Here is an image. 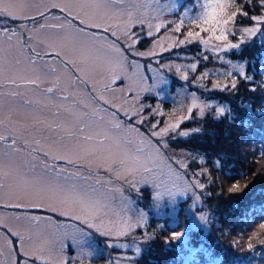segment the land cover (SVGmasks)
<instances>
[{
    "label": "snow or ice",
    "instance_id": "1",
    "mask_svg": "<svg viewBox=\"0 0 264 264\" xmlns=\"http://www.w3.org/2000/svg\"><path fill=\"white\" fill-rule=\"evenodd\" d=\"M247 3L249 9L255 5L252 14L237 6L235 0H192V6L176 23L163 19V12L173 11L174 6L163 5L160 0H0V202L7 195L6 206L11 208L48 205L52 211H60L61 215L70 216L109 238L107 247L132 250L133 255L117 256L114 260L109 259L108 264H121L122 261L133 264L146 249L135 237L131 243L121 242V238L129 237L146 223V217L143 212H137L135 218L130 214L132 209L123 197L124 189L119 181L137 192L141 185H151L156 189L155 199L162 201L167 196L172 211L177 213V195L191 192L195 200L185 211L195 207L200 200L196 189L206 187L199 177L209 174L201 169L193 170L189 176L190 165L183 159H175L161 168L160 147H168L165 138L176 133L182 123L193 119L194 109L199 110L198 115L202 118L205 109H211L213 105L205 104L193 92L186 114L175 121L168 114L167 123L160 127L157 120L147 135L136 127L126 126L117 111H110L105 105L123 112L126 117H138L140 124L146 119L145 108L154 115H165L159 105L152 107L141 103V94L154 92L159 95L157 89L167 82L161 70L171 72L175 68L180 79L188 81V70L195 73L201 68L199 60L187 65H173L161 63L157 57L193 43L202 46L201 52H211L231 67L220 73L225 80L209 81L211 88L201 83L209 71H201L193 81L197 87L205 92L227 91L238 95V84L243 80L249 85L248 91L255 93L259 89L264 96V71L257 73L254 66L247 71V61L232 63L220 55L241 47L240 43L229 40V35L236 34L233 29L238 15L256 22L254 27L240 31L249 40L255 38L264 46L261 28L264 14H260L264 13V0H247ZM29 9L35 10L33 15L26 14ZM53 9L63 15L51 14ZM38 18H42L43 23H39ZM185 18L189 27L183 38L177 35L167 45L157 39L150 49L135 50L141 39L152 38L162 28L167 29L169 23L174 24L173 33H181ZM15 20L23 23L18 28L13 27L9 21ZM86 27L102 29L116 39L109 40L105 35L85 31ZM134 28L137 30L133 31ZM42 31L51 32V39L38 40ZM204 33L206 37L202 35ZM240 39L243 43L245 37L242 35ZM117 41L133 55L155 59L159 65L152 69L156 83L148 84L147 77L139 72L129 76L127 66L132 62L127 60L125 49ZM69 45L73 55L65 51ZM202 59L207 62L209 56L203 55ZM89 64L106 69L102 87L88 79L86 67ZM134 66L142 67L138 63ZM182 68L188 70L181 71ZM257 74L261 77L260 82L256 80ZM121 79H127L129 83L123 88H113ZM45 83L51 86L44 87ZM87 83L93 84L91 90L81 87ZM109 92L134 95L131 99L122 97L118 103L109 98ZM179 103L184 106L183 98ZM240 108L241 111L236 112L227 105L218 106L213 118L226 117L230 122H236L241 113L251 116L247 101H242ZM256 112L264 116V110L257 109ZM14 115L23 117V122L13 119ZM243 122L250 123L247 119ZM189 135L188 131H179L181 137ZM152 138L158 140L153 142ZM259 152L264 156V147ZM192 160L198 166L204 163L197 157ZM213 163L218 170L222 169L219 159ZM239 190L238 183L229 189L231 192ZM117 194L121 197L119 210ZM10 220L23 221L27 227L25 230L14 229ZM199 220L207 223V214H201ZM253 224H258V230L248 237L245 247L254 255L258 253L259 264H264V214L259 218L255 212L250 214L245 226ZM0 227L7 229L6 233L0 232V264H84L82 257L85 254L88 257L94 255L92 250L83 247L89 233L79 225L72 226L71 233H62L56 231L61 226L50 218L23 213L12 214L7 219L0 217ZM185 236V231L173 230L171 241H182ZM10 237L16 238L18 247L13 245ZM69 238L80 250L74 260L64 255ZM253 241H256L255 245Z\"/></svg>",
    "mask_w": 264,
    "mask_h": 264
},
{
    "label": "rangeland",
    "instance_id": "2",
    "mask_svg": "<svg viewBox=\"0 0 264 264\" xmlns=\"http://www.w3.org/2000/svg\"><path fill=\"white\" fill-rule=\"evenodd\" d=\"M160 3L163 5H168L173 7V11L165 10L163 12V19L168 22H176L178 23L181 18L184 17V12L188 11L192 6V0H160ZM235 4L237 6L243 7L244 10H249L250 14L255 11V5L252 6V9H249V5L247 0H235ZM34 9H29L26 14L33 15ZM54 15H63L58 9H53L52 13ZM191 14V13H190ZM264 14V13H260ZM31 23V22H30ZM39 23H43L42 18L39 19ZM39 23H37L36 27H39ZM73 23L79 25L78 21L73 20ZM254 21H250L247 18L238 15L235 21V35H229V40L233 43H240L241 47L239 49H233L229 52H222L220 55H223L226 60H231L232 63H243L247 61L245 64L246 70L251 71L253 66L255 70L258 68L257 73L264 71V60L254 63L251 60L250 55H255L258 51L259 53H264V46H261L257 39L249 40L247 35L242 33L240 30L245 27H254ZM19 26H17L18 28ZM174 27L173 23L168 24L167 29H161L160 33L156 34L152 38L141 39V42L136 45V51H146L152 47L154 42L159 39L165 45L171 43V40L175 36H179L183 38V35L186 34L188 30V21L185 18L184 29L181 33L175 34L172 31ZM262 31H264V25H261ZM96 29V28H95ZM92 29L85 28V31L98 33L100 35H105L109 40H115V37H112L110 33L103 32L102 29ZM102 30V31H101ZM137 29H133L136 31ZM26 35V34H25ZM52 33L49 31H42L39 33L38 40H50L52 37ZM205 37L206 33L202 34ZM244 36V42L241 43V36ZM122 49H125V46L122 42L117 41ZM201 45L198 43H193L186 45L184 47L178 49H172L169 52L163 53L162 56L157 57L160 59L161 63H172L173 65H187L190 63H195L198 60L200 61L201 68L197 70V72L193 73L191 70L186 68H182L181 71L188 70L189 71V79L188 81H184L180 79L179 75L176 74L175 68L171 72L167 70H161L163 75L167 78V82L163 84L162 87L157 89L159 95L154 92L142 93L140 102L145 105H150L155 107L159 105L160 110L165 113V115H154L149 108H145L143 115L146 117L143 124L138 122V117H126L123 112H119L116 109L110 108V111H117L119 119L126 125L131 127H136L140 130V132L147 135L149 131H151V125L155 123L157 120L160 121V127H163L165 123L168 121V114L172 115L173 121H175L179 116L186 114V108L191 103V93H195L197 97L204 102L205 104H212L213 107L211 109H205V116L199 117L198 109H194L193 111V119L187 120L181 124V128L177 130L176 133H170L165 139L168 143V147H160V157H159V165L161 168L164 167L166 163H172L175 159H183L188 163L189 160V152L182 146L183 143L190 135L198 132L197 129L201 128L200 122L206 119V116L215 115V109L218 106L229 104L224 102H219L217 97L211 96L208 98L203 97L201 94L205 95H213L215 94L213 91L205 92L203 89L197 87L193 81L200 75L201 71H209V75L204 77L201 83L205 84L206 87L211 88V82H215L216 79H223L224 77L220 75V73L224 71L231 70L229 64L222 63L218 60V58L211 52H201ZM254 48V54H249L247 49ZM251 50V49H250ZM65 51L68 55H73V49L71 46H66ZM208 55L209 60L207 62L203 61L202 56ZM125 56L130 63L127 66V72L129 76H134L137 72L144 74L147 77L148 84L156 83L155 74L153 73V68H159V65L156 64L155 59L150 57H140L138 55H133L127 49H125ZM251 57V58H248ZM50 59V57H46ZM140 64L142 67L137 69L134 64ZM257 66V67H256ZM86 71L88 74V79L96 82L98 85H101V82L105 80L107 75L106 69H101L93 64H89L86 67ZM199 72V73H198ZM214 78V79H213ZM225 79V78H224ZM256 80L258 82L261 81V77L259 74L256 75ZM129 83L127 79H121L117 81L113 88H123ZM44 87L51 86L50 83H45ZM93 84L87 83L86 86L82 85L81 87H86L87 90H91ZM220 92V91H219ZM109 98L114 99L116 102H121L122 97H127L131 99L132 95L129 93L121 94L119 92H109L107 94ZM183 98V107L179 103L180 99ZM166 101H168V105H165ZM103 104V102H100ZM264 106V102L262 103ZM258 106V107H262ZM230 108V107H229ZM257 108V107H254ZM255 117V121L260 130H264V117L257 115L255 111L253 112ZM13 119H19L23 122V117L21 116H13ZM188 122V123H186ZM258 130V129H257ZM179 131H188L190 133L187 137L179 136ZM251 129H241V135L248 141L242 142L243 146L246 149H249V154L251 153L252 145L249 142L247 136L250 135ZM130 137L135 138L134 134L129 133ZM153 142H156L158 138H152ZM259 168V173H257V177L264 178V170L261 171V167L264 166V161H259L257 164ZM257 170V169H256ZM192 173V170H191ZM104 171L101 170V175H104ZM191 176L190 173H188ZM119 184L123 187V197L127 198L130 203L132 214L135 218L137 212H143L146 217V223H144L140 228L135 229L134 232L129 237L121 238V242H132V237H135L137 241L141 242V247L145 248L141 255V257L136 258L133 261V264H215L209 263V261L214 256L215 245H212L211 252H206L203 243L204 231L209 232L211 230V207L205 203L204 201V193L205 189H196L197 195L200 196V200L196 203L195 207H192L190 211H185L189 209V206L194 203L195 197L192 196V193L189 192L187 195H177L176 203L179 208V212H173L172 207L169 202V198L167 196L164 197L162 201H157L155 199V192L151 185H141L139 192L131 189L124 181H119ZM225 184V183H224ZM232 185V184H231ZM16 191H20V189H16ZM120 195L117 194L116 198V207L119 210L120 203ZM9 198L6 195L3 202H0V217L7 219L10 215L16 214L20 215L26 213L31 216H41L45 218H50L51 221L59 224L61 227L56 229L58 232H67L71 233L73 231L72 226L79 225L83 227L88 236L84 238L85 244L83 247L87 250H92L94 255L88 257L86 254L82 257L84 260V264H108L109 259H115L120 255H133L131 249L128 250H120V249H112L106 246V243L109 238L102 236L100 233L96 232L95 229H88L86 226L82 225L79 221L73 220L70 216L61 215L60 211H52L51 207L46 205L44 207H26L22 209L7 207ZM259 203H264L263 199L259 200ZM207 214V223H203L199 220V216L201 214ZM10 226L14 229L25 230L26 224L23 221H8ZM68 226V227H64ZM163 226V228L161 227ZM245 228L241 229H230V236H227L225 240H222L224 244L228 245L227 249H223L224 253L228 255L229 262L232 258L233 261L231 263H238L240 260L243 262L247 261L251 264L249 258H252L253 264H259L260 256L259 254H253L245 247L248 242V237L252 235L254 230H258V224H253L251 227L244 226ZM241 229V230H240ZM173 230L176 231H185L186 236L182 241H171V232ZM240 230V231H239ZM0 232H7V229L0 227ZM216 232V231H215ZM145 233L147 235H145ZM219 233V232H216ZM29 234L26 232V235ZM13 241V245L18 247V242L16 238L10 237ZM218 238L215 234L210 238V243L216 242L215 240ZM143 241H147V243H143ZM166 241H171L170 243H166ZM239 242L236 247L234 244ZM254 245L256 241H253ZM67 247L65 248L64 255L69 257L70 260H74L78 253L79 249L76 245L71 243V239L66 240ZM239 253H236V250ZM236 253V254H235ZM234 254L236 257H234ZM20 257L17 253V260L19 261ZM244 263V264H245ZM121 264H127L126 261H122ZM222 264V263H218Z\"/></svg>",
    "mask_w": 264,
    "mask_h": 264
},
{
    "label": "trees",
    "instance_id": "3",
    "mask_svg": "<svg viewBox=\"0 0 264 264\" xmlns=\"http://www.w3.org/2000/svg\"><path fill=\"white\" fill-rule=\"evenodd\" d=\"M30 22L28 21V23ZM9 23L13 27H17L23 21L15 20L9 21ZM253 50L254 48L247 49L249 54H254ZM250 56L252 58H248H251L254 63L264 60L263 52L259 53L258 51L254 56ZM256 71H258V68ZM248 88L249 85L241 80L238 84V95L227 91H214L215 94L213 95L202 93L201 95L205 98L211 96L217 97L219 102L229 104V107L236 112L241 111V102L247 101L250 105L249 111L251 112V116L241 113V118L236 122H230L226 117L214 119V115L206 116V119L200 122V131L190 135L182 142V146L189 152L188 163L190 167L188 173L192 174L191 170L199 171L203 169L209 174L199 177L206 185L204 201L211 207L212 212V228L209 232L204 231V248H206V252H211L212 245L216 246L214 256L209 263L244 264L246 261L243 262L242 260L238 263H231L234 258L229 262L228 255L223 250L227 249L228 245L224 244L222 240H225L227 236L231 237L230 229L245 228L244 226L250 214L255 212L257 218L261 214H264V203H259L260 199L264 200V178L257 177L256 173V171L259 173L257 164L259 161H264V156H261L259 152L264 147V130L259 129L258 125L261 124L256 123L253 115L254 111L257 114V109L264 110V107H258L262 106L264 96H261L259 89L253 93L248 91ZM165 105H168V101H166ZM245 119L249 120L250 123L244 124L243 121ZM241 129H251L250 135L247 138L252 145V154H249V149L243 146L242 142L247 140L241 135ZM193 157L202 159L204 163L198 166L197 163H193ZM217 159L220 160L222 165V169L220 170L213 163ZM263 170L264 166L261 167V171ZM209 177L211 182H209ZM237 183L240 185V190L236 192L229 191ZM212 232L218 238L215 239L217 240L216 242L212 241L210 243L209 240L212 237ZM236 253H239L238 250H236ZM235 254L234 257H236ZM249 259L251 264H253V259ZM245 264H249V262L247 261Z\"/></svg>",
    "mask_w": 264,
    "mask_h": 264
}]
</instances>
